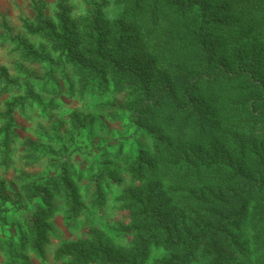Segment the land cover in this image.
Listing matches in <instances>:
<instances>
[{
  "label": "trees",
  "instance_id": "trees-1",
  "mask_svg": "<svg viewBox=\"0 0 264 264\" xmlns=\"http://www.w3.org/2000/svg\"><path fill=\"white\" fill-rule=\"evenodd\" d=\"M66 1L57 0V25L44 16L37 2L34 23L22 21L25 33L52 45L57 58L43 47L35 48L25 35L10 33L4 22L14 49L24 61L47 62L50 70L59 63H70L82 91L89 87L103 92L111 87L127 89L135 111L133 121L151 124L147 131L165 156L153 174V156L138 152L132 175L167 179L170 195L183 207L172 219L154 207V187L146 193H131L126 201L134 208L139 233L132 246L122 252L100 242L86 247L64 245L59 251L66 259L63 264H137L153 242L171 252L161 264H184L198 249L207 264H233L242 248L240 234L234 230L247 220L253 228L259 264H264V0H249L253 2L247 10L261 20L262 31L254 38L241 34L239 42L226 50L209 36L217 25L211 12L220 0H116L126 8L114 24L111 43L107 24L101 19L104 3H93L79 49ZM135 18L156 50L160 54L166 50L174 60L172 72L161 80L148 79L137 65L122 58L128 41L125 20ZM13 83L7 70L1 69L0 94ZM20 102L6 101L5 110L0 111V137L5 147L12 141L11 114ZM221 127L225 128L221 132L229 143L228 152L219 154L217 146L198 150L205 138L220 134ZM186 141L181 149L172 148ZM0 157L8 159L7 150ZM68 179L61 171L41 178L43 182H32L29 189L43 199L46 189L40 184L62 189L72 215L79 204ZM40 221L39 212L33 211L28 227L33 250L42 255L45 226Z\"/></svg>",
  "mask_w": 264,
  "mask_h": 264
},
{
  "label": "rangeland",
  "instance_id": "rangeland-1",
  "mask_svg": "<svg viewBox=\"0 0 264 264\" xmlns=\"http://www.w3.org/2000/svg\"><path fill=\"white\" fill-rule=\"evenodd\" d=\"M35 2L43 7L44 16L57 25V0H0V70L6 69L15 82L0 94V111L5 110L6 101H21L11 114L12 141L5 147L0 137V152L8 153L5 161L0 157V264H63L66 259L59 251L64 245L86 247L100 242L123 252L139 236L134 208L126 201L131 193H146L154 187L151 190L154 207L172 219L183 206L176 205L178 199L170 195L167 179L160 181L150 174L138 179L132 175L138 152L153 156V174L165 156L160 154L158 141L147 131L151 124L137 125L133 121L135 111L127 89L111 87L103 92L89 87L82 91L70 63H59L50 70L47 62L21 59L5 26L12 34L25 35L30 44L43 47L53 58L58 55L44 39L25 33L22 21L34 23ZM97 2L104 3L101 19L107 24L110 43L114 24L126 8L116 0H67L68 18L81 44L78 49L83 47L86 19ZM252 2L218 1L217 9L211 12L217 22L209 34L211 42L226 50L239 42L241 34L248 38L246 33L253 38L258 35L262 31L261 20L247 12ZM136 18L125 20L128 41L122 58L137 65L148 79L161 80L172 72L170 64L174 60L166 50L161 54L156 50ZM207 139L198 150L210 151L217 146L219 154L228 152L229 143L222 132ZM187 142L175 143L172 148L179 150ZM61 171L68 175L78 195V210L72 215L62 189L40 184L46 189L42 193L45 199L33 195L29 189L32 182H43L41 178ZM33 211L39 212L40 222L45 226L42 255L34 252L28 227ZM234 231L240 234L238 242L242 248L235 254L233 264H259L250 222L241 223ZM170 255L164 246L153 242L137 264H161ZM184 264L207 263L198 249Z\"/></svg>",
  "mask_w": 264,
  "mask_h": 264
}]
</instances>
